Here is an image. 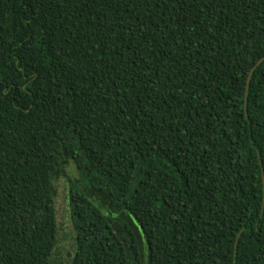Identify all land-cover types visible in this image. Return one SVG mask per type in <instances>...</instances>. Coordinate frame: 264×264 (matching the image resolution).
I'll list each match as a JSON object with an SVG mask.
<instances>
[{"label": "trees", "instance_id": "1", "mask_svg": "<svg viewBox=\"0 0 264 264\" xmlns=\"http://www.w3.org/2000/svg\"><path fill=\"white\" fill-rule=\"evenodd\" d=\"M263 58L264 0H0V264L72 164L68 264H264Z\"/></svg>", "mask_w": 264, "mask_h": 264}, {"label": "rangeland", "instance_id": "2", "mask_svg": "<svg viewBox=\"0 0 264 264\" xmlns=\"http://www.w3.org/2000/svg\"><path fill=\"white\" fill-rule=\"evenodd\" d=\"M67 172L69 176L67 178L63 177L57 182V213L60 233L59 246L53 260L54 264H68L75 253L76 246V232L74 228L72 210L69 201V189L71 184L70 180H75L79 184L81 182V177L73 164L68 167ZM93 198L103 204V201L99 196L94 195ZM104 208L106 209V211H109L112 214L119 216L120 219L125 218V216L119 215V208L110 202H108L104 206Z\"/></svg>", "mask_w": 264, "mask_h": 264}, {"label": "water", "instance_id": "3", "mask_svg": "<svg viewBox=\"0 0 264 264\" xmlns=\"http://www.w3.org/2000/svg\"><path fill=\"white\" fill-rule=\"evenodd\" d=\"M264 63V58L262 60L259 61V63L256 65V67L252 70L251 75L249 77V81H248V87H247V97H246V110H247V115H248V97H249V91H250V87L252 84V79L253 76L255 74V72L257 71V69Z\"/></svg>", "mask_w": 264, "mask_h": 264}]
</instances>
